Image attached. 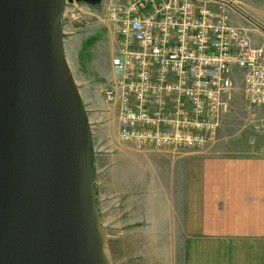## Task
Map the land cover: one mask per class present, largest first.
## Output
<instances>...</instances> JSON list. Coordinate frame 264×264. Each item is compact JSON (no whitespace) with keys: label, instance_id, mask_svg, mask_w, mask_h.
Returning a JSON list of instances; mask_svg holds the SVG:
<instances>
[{"label":"water","instance_id":"95a60500","mask_svg":"<svg viewBox=\"0 0 264 264\" xmlns=\"http://www.w3.org/2000/svg\"><path fill=\"white\" fill-rule=\"evenodd\" d=\"M68 1L0 0V264H114Z\"/></svg>","mask_w":264,"mask_h":264},{"label":"built area","instance_id":"2783aa9c","mask_svg":"<svg viewBox=\"0 0 264 264\" xmlns=\"http://www.w3.org/2000/svg\"><path fill=\"white\" fill-rule=\"evenodd\" d=\"M213 1L217 8L205 0L109 5L119 53L105 95L118 105L121 144L139 152L206 148L232 110L236 72L248 104L264 107V43L232 23L223 8L237 10L230 2Z\"/></svg>","mask_w":264,"mask_h":264},{"label":"crops","instance_id":"0c3cea01","mask_svg":"<svg viewBox=\"0 0 264 264\" xmlns=\"http://www.w3.org/2000/svg\"><path fill=\"white\" fill-rule=\"evenodd\" d=\"M223 1L264 22V0ZM205 3L217 8L220 2ZM250 36L263 45L260 34ZM144 156L158 166L134 167L127 173L133 178L117 180L109 213L102 202L117 264H264V151L231 154L210 144L178 157Z\"/></svg>","mask_w":264,"mask_h":264},{"label":"rangeland","instance_id":"374dc122","mask_svg":"<svg viewBox=\"0 0 264 264\" xmlns=\"http://www.w3.org/2000/svg\"><path fill=\"white\" fill-rule=\"evenodd\" d=\"M112 1L116 0H104L98 5L75 1L76 4H68L63 16L67 58L84 102L86 117L91 123L93 163L98 173L96 187L99 202L102 205L104 201L107 205L106 213H109V202L113 201L110 194L118 188L117 180L123 183L126 178H133L127 173L134 167L158 166L156 158L144 155L168 152L178 157L183 152L179 149L139 152L119 141L118 105L107 102L105 95L108 85L113 81V77L109 76V66L113 65L119 53L116 31L107 18V10ZM230 4L240 11L228 5L223 6L232 23L247 29L249 35L254 30L264 39V31L260 29H264V22H257L256 16L248 12L246 7L241 8L235 2ZM212 145L219 151L231 154L264 151V107L253 108L248 104L241 73L235 74L232 110L225 117ZM108 247L115 250L117 264V242L108 239Z\"/></svg>","mask_w":264,"mask_h":264}]
</instances>
